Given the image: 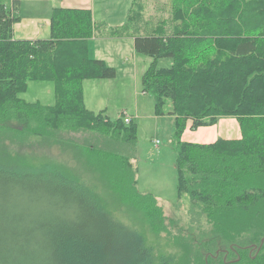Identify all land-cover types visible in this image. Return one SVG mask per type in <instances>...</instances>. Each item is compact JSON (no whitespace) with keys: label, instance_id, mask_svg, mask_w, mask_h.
I'll list each match as a JSON object with an SVG mask.
<instances>
[{"label":"trees","instance_id":"1","mask_svg":"<svg viewBox=\"0 0 264 264\" xmlns=\"http://www.w3.org/2000/svg\"><path fill=\"white\" fill-rule=\"evenodd\" d=\"M19 3L0 0V264H264V0H171L179 21L143 35L131 31L133 2L114 28L91 9L57 6L50 37L33 40L14 38ZM251 3L263 14L256 22L243 9ZM97 34L134 37L135 51L154 59L143 92L153 95L157 115L175 117L178 194L189 198L192 232L168 240L175 252L157 253L147 238L175 222L135 185L132 117L85 105V79L117 75L89 54ZM162 58L171 64L159 67ZM31 80L53 81L56 105L26 102L20 94ZM225 117L237 119L240 138L182 140L188 126ZM40 145L65 148L72 164L36 156ZM89 173L140 209L147 230L116 221Z\"/></svg>","mask_w":264,"mask_h":264},{"label":"rangeland","instance_id":"2","mask_svg":"<svg viewBox=\"0 0 264 264\" xmlns=\"http://www.w3.org/2000/svg\"><path fill=\"white\" fill-rule=\"evenodd\" d=\"M5 1L8 6L11 5L12 0ZM63 2L64 0H37L36 2L28 0V2H24L23 13H35L34 5L39 4L37 12L44 15L50 9L48 5L62 7L64 6ZM132 2L134 4L132 12H130L132 17L130 27L134 34L136 32L141 35L148 34L158 25H163L164 20L168 24L179 21L174 19L171 0H96L97 18L106 17L108 21L103 20L107 26L112 24V20L123 25L127 21L128 10ZM107 7L108 10H106ZM243 9L249 21L256 22L263 16L253 3ZM120 25L118 24V26ZM96 46L100 49L98 55L108 59L107 63L109 62V65L116 68L117 75L110 79H85L83 81L85 105L89 110L103 111L111 118L121 117L123 112L127 114L126 116L132 117L137 128V146L131 160V166L136 173L137 182L135 185L140 192L151 193L163 208L166 218L175 222L173 227L169 226V222H166L169 232L153 234L148 230L147 238L150 243L154 244L157 253L160 250L166 254L175 252L176 250L172 248L168 240L176 235H183L186 238L192 234L188 213L189 198L180 199L178 194V171L174 148L175 117L169 114L157 115L153 95L143 92L142 79L154 59L134 51L133 46L127 43V40L122 42L111 38H98V40L93 38L88 47L89 54L95 55ZM171 62L172 60L169 58H162L159 59L158 66L166 67ZM20 96L26 102L40 103L45 106H54L57 102L53 81L31 80L28 82L26 91ZM170 106L171 103L168 102L166 109H169ZM87 134L65 133L64 136L81 140ZM90 136L95 138L96 135L90 133ZM24 150L25 147L22 151ZM32 150L36 156L49 154L58 160L72 164V157L63 147L54 146L51 148L48 145H40ZM32 150L27 149L25 152ZM78 168L80 170L79 166ZM84 176L90 186L99 193V197L107 205L116 221L132 226V228L147 230L140 209L123 205L119 197L91 173L84 174Z\"/></svg>","mask_w":264,"mask_h":264},{"label":"crops","instance_id":"3","mask_svg":"<svg viewBox=\"0 0 264 264\" xmlns=\"http://www.w3.org/2000/svg\"><path fill=\"white\" fill-rule=\"evenodd\" d=\"M13 1L14 0H12L10 6L7 5L9 8H11ZM19 1H20L18 5L19 9L14 12L17 16H19V20L14 24V38L31 39V40L40 39V38H49L50 37V17H51L53 8L57 6L48 5V8L50 9H48V11H46L44 15H41L37 12V9H39L38 7L39 4H35L34 5L36 9L35 13L33 14L32 12L23 13L25 9L24 2L25 1L28 2V0H19ZM32 1L36 2L37 0H32ZM95 2L96 0H64L63 2L64 6L62 7L91 9L93 13V17L96 21H99L101 19L102 20L100 22H104V20L108 21L106 17H102L101 19L97 18V15L95 12V4H96ZM106 10H108V7ZM118 24L120 25L122 23H115V21L112 20V24L111 25L109 24L108 28H114L118 26ZM93 38L96 40H98V38H111V39L121 40L122 42H125L127 40V43L132 45L134 49V37L132 35L112 37V36H108V34L106 35L97 34V35H94L89 40V46ZM96 49H97V52L93 51L95 55L90 54V56L91 57L95 56L93 58H101L107 61L108 59H105L104 57H100V55H98L100 53V49L98 46H96ZM189 131H190V128L188 126L187 129L183 133L182 139L186 142H192V143L209 144V143H214L219 139H238L241 137L240 125L237 119L233 117L222 118L219 120L217 124L212 125V126L200 127L194 132L192 131L189 132Z\"/></svg>","mask_w":264,"mask_h":264},{"label":"built area","instance_id":"4","mask_svg":"<svg viewBox=\"0 0 264 264\" xmlns=\"http://www.w3.org/2000/svg\"><path fill=\"white\" fill-rule=\"evenodd\" d=\"M125 120H126V122H129L131 119L126 117Z\"/></svg>","mask_w":264,"mask_h":264}]
</instances>
